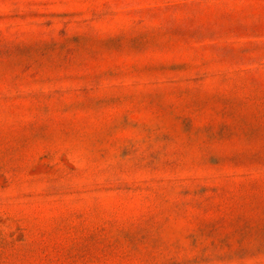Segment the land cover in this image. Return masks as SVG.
<instances>
[{"label": "rangeland", "instance_id": "1", "mask_svg": "<svg viewBox=\"0 0 264 264\" xmlns=\"http://www.w3.org/2000/svg\"><path fill=\"white\" fill-rule=\"evenodd\" d=\"M0 264H264V0H0Z\"/></svg>", "mask_w": 264, "mask_h": 264}]
</instances>
